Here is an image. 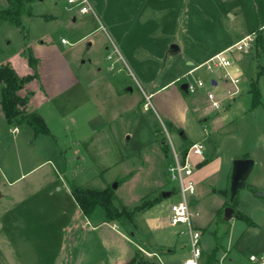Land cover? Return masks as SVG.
Returning a JSON list of instances; mask_svg holds the SVG:
<instances>
[{"label": "rangeland", "instance_id": "1", "mask_svg": "<svg viewBox=\"0 0 264 264\" xmlns=\"http://www.w3.org/2000/svg\"><path fill=\"white\" fill-rule=\"evenodd\" d=\"M89 1L94 13L87 16L98 27L100 14L98 4L94 5L97 1ZM7 5V0H0V9ZM69 7L79 9L68 0H44L37 3L34 17L24 19V28L7 21L0 23V62L16 55L10 61L13 68L24 64L31 68L28 58L38 60L31 46L44 42L65 52L80 79L74 89L42 107L41 117L45 118L50 135H37L25 124L19 133H13V127L21 124H10L0 107V264H114L117 257H121V264H182L190 248L188 238L180 234L183 227L169 225L171 205L180 198L166 167L172 144L182 153L198 142V137L205 143L204 138L212 135L211 125L205 130L199 112L194 111L196 94L181 90L182 82L194 83L201 78L193 74L178 84L180 91L173 88L146 99L137 85H130L134 88L130 92L123 84H117L111 78L114 71L104 68L98 76V59L113 52L112 44L103 33L78 41L83 30L73 23ZM50 14L58 17L51 19ZM62 39L68 44L63 45ZM99 41L106 42L110 52H105L104 45L98 51ZM116 59L115 54L108 59L109 67ZM255 71L256 63L251 61L249 81ZM45 75L55 81L51 70H45ZM258 81L264 104V69ZM2 87L0 84V100ZM248 103L230 116L224 130L213 132L211 144L205 143L207 163L195 167L197 193L189 196L191 211L199 213L193 225L202 232L203 250H219V257L227 253L225 264H250L251 255L264 253V106L254 108L251 101ZM245 156L254 160L255 166L232 207L228 203H234L233 163ZM200 160L195 155L191 158L194 164ZM114 184L115 204L129 210L145 197L152 200L165 191L174 193L163 198L152 211L137 214L129 222L102 225L96 232L90 227L76 231L75 224L72 226L69 216L62 212L49 216L55 229L48 228V214L43 213L48 204L45 196L27 200L49 185L55 194L65 196L73 187L103 191ZM228 207L234 212L228 222L221 221L223 210ZM95 211L105 219L100 207ZM236 212L243 213L249 221L238 219ZM156 222L160 225L155 226ZM125 237H130L136 247L156 252L163 263L139 249L132 259H126L119 248L125 245L132 250L133 245ZM130 252L133 254L134 250Z\"/></svg>", "mask_w": 264, "mask_h": 264}, {"label": "crops", "instance_id": "2", "mask_svg": "<svg viewBox=\"0 0 264 264\" xmlns=\"http://www.w3.org/2000/svg\"><path fill=\"white\" fill-rule=\"evenodd\" d=\"M96 1L94 5L98 4V13L100 14L98 27L95 20L87 16L90 13L81 14L79 9H72V7H69L67 11L71 15L73 23L78 24L83 30L78 36V41L87 40L103 33L112 44L113 52L98 59V76L103 73L104 68L111 71V65H114L115 70H113L111 78L117 84H123L130 92H134V88H131L130 85H137L143 92L144 98L150 99L173 88L180 91L178 84L190 72L191 75L196 74L206 82V88L196 94L197 106L194 107V111L199 112V120L204 128H209L211 125L212 135L213 132L219 131L220 133L224 130L223 127L231 115L238 112L245 104H249V101L252 103V83L256 82L260 89L258 77L264 69L262 64L264 50L257 43L247 52H234L231 55L233 65L227 70L220 68L209 72L204 68V65L219 53L234 46L238 41L260 31L264 26V0ZM43 2L44 0L34 1V16L37 14L35 13L37 3ZM57 6L56 12L59 11V5L56 4L55 7ZM63 9L66 11L64 7ZM50 16L51 19L58 17L57 14H50ZM103 45L105 52H110V47L106 45V42L102 44V41L98 42V51L102 49ZM89 46L92 47L93 44H89ZM31 47H34L36 51L35 54L39 61L38 68L34 71L24 64L19 65L17 69L14 67V69L20 77L37 75L18 94L22 98H27L25 112L40 115L43 106L49 104L51 99L74 89L79 85L80 79L72 67L73 63L67 59L63 50L61 51L54 45L48 46L44 42L32 44ZM49 54L51 56L47 57ZM113 54L117 56V59L115 64L111 63L109 67L108 59ZM15 58L16 55H12L2 60L0 66L10 64V61ZM251 61L256 63V73L255 77H251L249 81L247 71ZM18 68L20 69L18 70ZM45 70L49 72L51 70V77L55 81L46 79ZM226 73L239 78V83L234 85L228 78H225ZM55 75L56 78H54ZM64 75L67 77H63ZM248 81L249 86H246L245 83ZM182 84L183 82L181 86ZM236 89L238 93L234 96L230 95V92H234ZM208 92H214L222 101L223 108L220 111L210 109L206 113L202 111L209 105ZM205 114L207 119H202V115ZM43 119L45 120V118ZM21 126L24 124L13 127L12 132L19 133ZM170 127L173 128V124H170ZM15 128H17V132L13 131ZM28 128L33 131L32 128ZM181 131L182 129H180ZM182 135H185V132L182 131ZM212 135L204 138L207 145L213 140ZM197 140L204 143L201 137H198ZM75 145L80 144L75 143ZM77 152L78 150L75 149L74 154ZM51 186L42 187L40 193L30 195L27 199L37 200L45 196L48 200L43 212L48 214V222H45L48 228L55 229L49 216L60 212L69 216L72 226L75 224L76 231L90 227L92 231L96 232L102 225L110 223L103 219L98 211H95L93 216L100 220L99 223H94L93 219L95 218L92 215L86 216L74 199L72 189L65 196H61L55 194L56 190L51 189ZM46 199L45 201H47ZM153 208L145 213L152 211ZM75 216H77L76 220ZM158 225L160 223L156 222L155 226ZM113 228L114 225L112 230ZM131 236L134 237L135 233H131ZM125 238L133 245L132 250H134L132 254L130 252L132 250L128 246L124 245L119 248L122 255H127L126 259H132L138 249L146 251L144 248L134 246L130 237ZM120 258L117 257L114 264H121Z\"/></svg>", "mask_w": 264, "mask_h": 264}, {"label": "trees", "instance_id": "3", "mask_svg": "<svg viewBox=\"0 0 264 264\" xmlns=\"http://www.w3.org/2000/svg\"><path fill=\"white\" fill-rule=\"evenodd\" d=\"M8 5L5 8L0 9V23L7 21L17 28H24V19L26 17L34 16L33 3L35 0H7ZM257 45L264 50V37L259 35L257 39ZM30 67L34 70L38 68L39 61L32 56L28 58ZM36 74L25 77H20L14 68L10 65L0 66V84L3 85L1 90L0 104L5 115L6 120L10 124L19 123L25 124L33 129L35 134L50 135V129L48 128L45 120L38 114L27 113L24 111V107L27 104V98H22L18 93L22 90L26 84L30 83L36 78ZM251 94L253 96L252 106H264L261 102L262 94L258 88L256 82L252 83ZM168 128V127H167ZM165 152H169V146H164ZM244 158H249L245 156ZM207 163V160L198 166H202ZM72 195L78 203L80 209L86 216H91L95 213L97 207L103 210L104 218L107 222H129L140 213H143L156 205L162 200L163 196L149 200L148 197L142 199L141 204L129 210L127 207H118L114 202V191L112 187L106 188L103 191H96L90 189H83L81 187H73ZM237 203V196L234 199V203L229 206L234 207ZM223 215L220 217L221 221L228 222V219ZM238 219H245L249 221L248 217L241 212H236ZM218 252L219 250H213L211 253H204V264H218ZM138 255V254H137ZM150 264V263H142Z\"/></svg>", "mask_w": 264, "mask_h": 264}, {"label": "built area", "instance_id": "4", "mask_svg": "<svg viewBox=\"0 0 264 264\" xmlns=\"http://www.w3.org/2000/svg\"><path fill=\"white\" fill-rule=\"evenodd\" d=\"M68 3L71 5H77L81 14H88L91 12L94 13L93 7L89 0H68ZM259 35H263L264 37V26L259 32L250 34L249 36L238 41L234 46L213 57L204 65V68L209 72H213L214 70L220 68L227 70L233 65L231 55L234 52H247L251 50L255 46ZM62 43L67 44L68 42L66 39H62ZM109 59L111 60L112 57L109 56ZM110 70H115L114 65H111ZM190 76L191 72L185 78ZM225 78H228L234 85H237L240 81L239 78L232 77L229 73H226ZM183 84L187 85L186 93L190 95H195L206 88V82L202 79H199L194 83L187 81ZM237 93L238 90L236 89L234 92H230V95L234 96ZM207 99L209 101V105L202 109V111L205 113L209 109L212 111H220L223 108L222 101L215 95L214 92H208ZM202 119H207V115H202ZM204 129L206 130L207 128ZM13 131L17 132V128H15ZM205 149L206 147L204 143L196 142L193 143L188 149H185L182 153H179L172 144L171 160L166 167L168 177L170 181L177 186V195H179L180 198L177 202L171 205L172 214L169 225L175 228L183 227L180 234L185 235L188 238V246L190 248L189 255L182 264H204L205 251L201 245L202 232L196 229L193 225V219L194 217H198L199 213L193 214L191 211L189 205V196H193L197 193L196 182L193 178L194 169L196 166L207 160ZM193 155L200 157V162L194 164L191 161ZM170 192L171 195L174 193L173 190ZM143 252L148 257L157 258L160 260V262H162L161 258H159L156 253H149L146 251ZM226 258L227 253L220 256L218 259V264H225ZM249 262L250 264H264V253L261 255H251L249 257Z\"/></svg>", "mask_w": 264, "mask_h": 264}, {"label": "water", "instance_id": "5", "mask_svg": "<svg viewBox=\"0 0 264 264\" xmlns=\"http://www.w3.org/2000/svg\"><path fill=\"white\" fill-rule=\"evenodd\" d=\"M187 85L182 84L181 90L184 92L186 91ZM255 165L254 160L250 158H240L236 159L233 163V170H232V178H231V201L233 202L235 197L238 194V191L240 188L245 186V181L250 174V172L253 170ZM117 188V184H114L113 189ZM261 195V194H259ZM163 198H168L171 196L170 191L163 192L162 194ZM234 210L230 207L225 209V219H228L231 217Z\"/></svg>", "mask_w": 264, "mask_h": 264}]
</instances>
